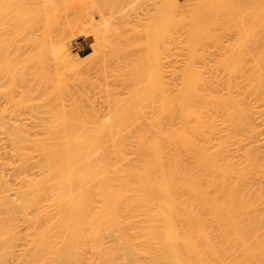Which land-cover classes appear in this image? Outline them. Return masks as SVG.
Segmentation results:
<instances>
[{
    "label": "bare ground",
    "instance_id": "obj_1",
    "mask_svg": "<svg viewBox=\"0 0 264 264\" xmlns=\"http://www.w3.org/2000/svg\"><path fill=\"white\" fill-rule=\"evenodd\" d=\"M19 1L21 0L14 3V0H0V77H3V74L7 77L0 78L2 88L0 93L6 92L7 97L6 94L5 96L0 94V97H5L7 104H10L8 108L2 105V108L11 111L9 115L18 114L16 119L15 116H11L14 122L6 116L7 110L0 112L3 113L1 115L6 116H0V118L10 119L9 123L0 119L2 130L0 131L2 134L0 135V264H264V56L262 54L264 49L258 46L259 48H255L257 55L250 57L245 54L249 50L244 49L256 29L253 23H257L256 20L264 15L257 19V16L253 14L252 17L256 20L253 18L251 24L248 23L251 20L250 17H247L249 20L246 21V17H243V20L236 14V17H241L236 21H242L237 25L244 29L243 31L240 27H236L237 30L240 28L243 31L240 32L239 46L226 49L225 52L216 53L214 56L210 55V52L205 54L202 36L209 33L205 32L207 29L213 31L209 27L213 25L215 29L214 22L221 19L216 17L213 19L217 8L208 11L204 8L206 2L202 3L203 5L197 4L198 9L196 8L197 12L193 19L194 13L190 14L192 23L187 14V16L185 13L181 15L185 17L183 20L188 18L190 22L184 20L186 23L182 21L181 23L185 24H181L179 20L182 18L178 19V16L182 10H177L176 7L181 8L179 4L183 5L184 0H180L182 2L179 1L178 6V0L161 1L163 4L159 6V12L155 15L156 11L155 13L153 11L155 16L153 18H158V20L155 19L156 23L151 17L149 22L152 24L147 25L152 28L144 29V31L142 29L137 33L139 36L141 32L143 35L147 32L150 39L142 34L140 35L144 38L140 36V39L144 42L148 39L149 42H141L142 45L138 47L136 43L139 44L140 41L131 40V42L126 36L127 31L124 33L121 31V35L119 34L120 30H128L126 27L129 24H127L128 19L125 22L126 18L122 17L123 21H119L125 22L126 25L117 23L118 21L114 22L118 24V28L119 24L123 25L124 29L119 28L120 30L113 35L112 32H116L117 29L113 30L116 25L111 27L114 23L110 16L112 23L108 18L105 21H110L112 25L109 27L104 25V29L102 28V30L106 29L102 33L104 35L94 30L95 35L97 34L99 38L101 37L99 35L105 38L109 33L111 37L126 36L121 37L123 44L125 39L129 43L125 42L123 46H120V50H117L121 58L118 54L116 55L118 57L109 56L111 55L109 50L111 51L113 46L104 43L105 47L106 45L111 47L105 54H108L111 61H108L107 56L106 58L101 56V58H104L105 62L107 59L109 63H106V68H110L114 59L124 57L122 61L126 60L127 63L132 64L128 66L126 62H122L121 70L123 69V74L124 72L127 74L124 77L127 81L129 78L133 79L136 76L133 74L136 72L138 80L134 78L132 89L128 85V91L131 90L134 93V96L131 92V95L127 93V98L130 95L128 100L132 96L128 103V100L122 99V101L121 98H118L121 102L118 101L117 97L111 102L109 97L108 110L105 111L107 114L104 112L106 119L103 120L104 108L99 112L100 108L95 105L97 109L90 111L94 106L90 104L91 108L88 109L89 104L85 105L88 98L85 99L84 96L80 98L84 101L83 106L82 103L78 105L75 103V106L73 103L71 110L69 104L66 105L69 109H66L65 103L61 104L62 97L60 99L59 96L52 95L56 98L50 100L52 96L47 97V93L44 97L42 95V98L38 95L40 98L36 100L40 102L45 96L48 98L43 99V102H46L45 106V103H37L43 112H46L45 114H42L39 106L36 105L37 110H35V104L32 107L33 104L29 103L31 101H27V99H34L33 94L32 97L28 95L36 90H43L44 84L47 85L46 89L44 88L45 92L49 91L48 86H52L50 90L57 87L54 90L59 89L58 92L69 91L73 85H68V82L73 84L74 80L72 83L71 79L76 76L80 85L79 76L85 64L82 65L83 62L78 59L76 63L74 59L66 58L60 49L48 50L50 46L46 45H50L48 43L51 41L46 40V37L50 38L49 35L53 34L50 31L51 27L58 26L59 29L55 28V30L63 31L70 19L76 16L78 19L71 20L73 23H69L70 27L67 26L69 27L67 31L73 30L72 33L75 27L81 30L93 26V18L91 19L88 13L87 16L88 11L85 12L87 9L80 7L87 0L81 1L82 3L77 0V4H74L76 0L75 2L66 0L67 3L64 5L63 0H56L54 3L60 1L61 4L58 3L56 8L54 4L49 6L47 3V5L46 0H34L38 8L33 7L29 0L23 1V5H20L22 2ZM69 1L74 3L70 6ZM97 1L98 7L94 5L96 7L93 6V8L101 11L105 6L103 9H106L105 11L108 9V13L111 12L110 15L112 12L115 14L119 6H123L117 3L121 0L117 2L113 0L118 7L110 0L104 5L101 2L105 0ZM213 1L214 5L222 2V0ZM88 2L85 6H91L95 0L90 4ZM73 5L80 13L71 12L74 9ZM44 6L55 8L53 12L60 11L59 15L61 10L63 13L70 9L71 14L68 11L66 13L70 14V19L67 18L68 22L61 19L66 17L65 12L58 19L56 17L57 21L48 16L49 21H54L53 24L56 22V25H52L45 19L52 8L47 11ZM177 11H179L178 14ZM232 11L228 4H222L220 12H223V19L225 14H230ZM58 13L55 15L57 16ZM83 13L86 15L84 16ZM206 13L211 21L207 24L214 23L208 28L202 27L203 24L200 22V20L205 21ZM72 14L75 15L72 16ZM203 14L204 20L201 19ZM222 16L220 14V17ZM88 19L91 20V25L83 22H89ZM74 20L76 26L72 27L75 24ZM43 22H46L49 29ZM78 22L80 25L77 24ZM38 23L41 26L37 25ZM188 23L190 25L187 31L188 38L184 40L186 35L184 37L182 35L186 29L182 31V26ZM21 24H24V27L22 25L19 29ZM247 25H250V28ZM42 26L48 29L45 37L43 36L46 32H40L44 30ZM144 26L142 24L141 27ZM146 26L144 28H148ZM251 26L254 30H250ZM256 26L258 27V24ZM37 27L39 30H36ZM245 28L253 31L252 35ZM32 30L39 35L33 34ZM55 30L53 32H56ZM152 30L153 34H151ZM10 32L14 33L12 39ZM18 33L19 35H16ZM213 35L215 38V34ZM2 37L5 40L2 39V41ZM211 37L208 36V39ZM104 38L102 37V40ZM212 38L209 42H213ZM6 39H9L8 42ZM20 39H22V45L19 42ZM213 40L216 41V39ZM17 41L22 49L19 46L15 49L18 45ZM178 41L184 45L181 49L183 48L185 52L180 58L177 56L179 54L176 57L175 54L173 55L174 51H178L179 45L176 47L177 50L173 49V45H176ZM24 45L27 50H30L28 53ZM131 47H133L132 51L128 52ZM141 47L144 54L140 50ZM121 48L123 50L126 48L128 55L130 53L131 56L132 53V57L129 58L127 52L124 55ZM112 49V51L116 50L115 47ZM11 50L16 53L13 51L12 54ZM17 50L21 51L17 54ZM47 50L49 53L53 51L54 55H51L52 53L49 55ZM114 52L112 54H115ZM20 53H24L25 59ZM12 55L14 56L11 57ZM18 55H21V58L16 57ZM52 56L53 63L49 64V57ZM10 57L12 59L16 57L14 61L17 58L21 61L25 60V63L21 64L23 65L21 69L18 67L16 70V66L20 65L21 61L18 59L17 64ZM99 61L101 60L96 61V66L93 64L94 67L101 64ZM140 63L141 67L136 68ZM108 64H110L109 67H107ZM52 65L53 67L55 65V71ZM104 65L105 63L102 64ZM126 65L129 68L124 71ZM31 66H39L37 76L33 75L36 69ZM87 67L83 73H87L86 70L90 72L91 69H88L93 66L88 69ZM101 67L98 69H101L100 73L103 74L106 68L103 72L102 68L105 66ZM130 67L138 71L131 70L133 73L131 74L128 70ZM60 70L62 73L59 72ZM20 72L22 78L19 75ZM70 73L74 75L71 76ZM32 75L36 79H31ZM128 75L129 77H126ZM27 76H31L29 80ZM65 76L66 82H64ZM81 76L84 78V75ZM38 77L41 79L36 83ZM83 78L81 82L86 81ZM6 79H8L7 83ZM19 79H21L20 85L23 83V86L17 82ZM88 81L92 80H87L85 85L81 83L82 88H79L75 81L77 86L75 85L73 89L79 88L84 91ZM25 82H28L30 86ZM1 83H5L8 87L5 84L1 86ZM26 84L30 89H27ZM36 84L41 85L42 89L36 88L38 86ZM17 85L23 88L22 91L26 88L24 92L29 91V94L17 90L20 88ZM65 86L68 87L66 90ZM84 86H86L85 89ZM32 87L34 91L30 92L33 90H31ZM9 91L10 93L12 91L14 95L9 93L8 96ZM16 92H21L22 96L17 94L19 97L13 98L17 96ZM105 92L106 94L108 92L106 96L108 98L110 90ZM58 98L59 102L55 103ZM70 99L73 98L70 97ZM62 100L65 102V98ZM23 103L27 104L22 107L25 111L21 108L16 114L17 110L13 106H21ZM62 105L65 108L60 107ZM26 106L31 116L37 111L36 119L42 118L43 122L39 123L41 120L37 123L33 122L36 120L31 119H35V115L32 118L26 115ZM85 106L89 112H86ZM83 107L85 110L82 109ZM12 108H15L14 113ZM30 109L32 112L34 110V113ZM146 110H149L148 114L150 113L149 120L145 118L146 115L149 118L148 114H145ZM40 113L42 116L38 118L37 115L39 116ZM19 114L26 118L21 119L23 122L17 121L22 117ZM46 117L51 119L47 120Z\"/></svg>",
    "mask_w": 264,
    "mask_h": 264
},
{
    "label": "rangeland",
    "instance_id": "obj_2",
    "mask_svg": "<svg viewBox=\"0 0 264 264\" xmlns=\"http://www.w3.org/2000/svg\"><path fill=\"white\" fill-rule=\"evenodd\" d=\"M17 1V0H16ZM15 0H14V3L16 2ZM23 1H25L26 2V0H21V1H19V2H22V4H20V5H23ZM56 0H46V4L47 3H49V6H53V4H54V7L56 8V6H58V3L60 2H58V3H54ZM62 1V0H61ZM66 0H63V5H64V3H67V2H65ZM74 2H75V0H73ZM77 1V0H76ZM79 1V0H78ZM78 1L77 2H70L71 4H70V6L72 5V3H74V4H77L78 3ZM83 2V0H80V2ZM89 0H87L85 3L87 4V2H88ZM93 0H90V2H92ZM96 1L97 0H95V2H92V3H96ZM106 1H108V0H105V2H101V4H107V2ZM116 2H117V0H115ZM122 1V0H121ZM121 1L120 2H117V3H119V4H121V5H123V6H119V8H117L115 11H116V13L115 14H113L114 12H112V14L110 15V13L111 12H109L108 13V9H107V11H105L103 8L105 7H103L102 8V10H101V4L99 5L100 7H99V10H101V11H98V10H96V8L94 9L93 8V6L94 5H96L97 7H98V5H97V3L96 4H93L92 5V3H91V6H85V3H84V5L82 6V4L80 5V7L83 9H87V10H85V12L86 11H88V12H86V14L88 13L89 15H90V17H91V19L93 18V26L91 25L92 23L90 22L91 20H89L88 19V21L89 22H87V21H83V22H85V24L87 25H91V27H88V26H86V27H88V28H84V29H79L78 27H75L76 29L78 28V30H76V29H74V32H72L71 33V31H73V30H68L67 31V29H69V27H70V25H69V23H71L72 21V19L73 18H75V17H73L72 19H70L69 18V16H70V14H71V12L72 13H76V14H78V13H80V12H78L77 10H76V6L74 7V5H73V8L76 10V11H72V10H74V9H72L71 10V12L69 11L70 9H68V10H66L67 8H69L67 5H65V6H67V8L66 7H64V8H66L65 10H66V12L65 11H63V13L65 12V14L66 13H70L69 15H67L66 14V17H64L65 16V14H64V16H62V17H64V18H61V19H63V21L64 20H66V22H68L67 20V18H69L70 19V21L66 24L67 26H69V27H67L66 26V32H65V30H58V31H56L55 30V28L57 29L58 28V26L57 27H55L54 28V26H53V28L51 27L50 28V31H52L51 33H53L52 35L50 34L49 35V33H48V35L49 36H51L50 38H47L46 37V40L48 39V41H51L50 43H48V44H50V45H46V46H50L49 48H47L48 50L50 49H60L62 52H63V55L66 57V58H70V59H74L73 61H77V59H78V61H81V62H83V63H81L82 65L83 64H85V66L87 67L88 65H89V67L91 66H93L92 68H93V70H92V68H89V67H87V69L88 70H90L91 69V71L89 72V71H87L86 70V72L87 73H83V71H84V69L86 68L85 66L84 67H82L83 68V70L81 71L82 73H81V75H84V78H83V76H81L80 75V73H78V75H80L79 76V80H80V78H81V80H80V85H79V82H78V80H77V78H76V76L74 77H72V79L71 78H68V79H71V82L74 80V83L73 84H69V82H68V85H73L72 87L74 88L75 87V85L78 83V85H79V88H82V87H80L82 84L83 85H85L86 84V81L87 80H92L91 82L90 81H88V82H90V83H88L87 82V84L88 85H86V86H84V89H85V87H86V89L84 90V91H82V90H80L79 88L78 89H73V88H71V89H69V91H60V92H58V90H54V89H56V88H54L53 90H50V88L52 87V86H48L47 87V89L49 88V91L48 90H46V92L44 91L46 88H45V86H47L46 84H44V86L42 85V87H44L43 88V90H36L34 93H31L30 95H28L29 97H32L31 95L33 94L34 96L33 97H35L34 99L32 98V100H33V102H32V100L31 99H27V101H31V102H29L30 103V105H31V103L33 104V105H31L32 107L34 106V104H35V110H37L36 108V105H37V103H45L44 104V106L46 105V102L44 101L43 102V99H48V98H46V96L47 97H51L52 95H55L56 97L57 96H59V98L61 99V97H62V99H64L65 98V102L61 99V104H63V103H65V106L67 105V104H69V108H71V110H72V106H71V104H73L74 106H75V103H77V105H78V103H82V102H84V101H81V99L80 98H82L83 96L85 97V99L86 98H88V99H86V101H85V105L86 104H92L93 106H94V108H92L90 111H92L93 109H97V108H95V105L97 106V107H99L98 109H99V112H100V110L101 111H103V108H104V111H103V115H102V117L104 118V112L106 111V110H108L107 108H108V99H109V97H110V101L111 100H115L114 98H116L117 97V99L119 98H121V100L122 99H125L124 101H127L128 100V98L130 97V95H131V93H133V91H128V89H129V87H128V85L129 86H131V89L133 88V86H134V83H133V81H134V78L135 79H137L138 80V78L136 77L137 76V74H136V70L138 71V69H136V70H134V74L132 73V68L130 67V69H128L130 72H131V74H133L134 76V78L133 79H131V78H129L128 79V81H127V78H125L124 77V75H127V74H125L126 72H124V74H123V69L121 70V65L123 64L122 62H126V60H124V61H122V59L124 58H122V59H119V58H116V59H114V61L112 62L113 64H111L112 66H110V64H108V66L107 67H109L110 66V68H106V63H109V62H107V59H108V61H111V60H109V57L107 56V55H105L107 52H108V49H109V47L111 46H113L112 48H114L115 47V49L116 50H114V51H117L119 48H120V46L123 44V40H122V38L121 37H126V36H128L127 38H129L130 39V41L132 40L133 42H139L140 41V43L138 44V43H136L137 44V47H138V45H142V43L141 42H143V43H145V42H147L148 41V39L147 38H149L150 39V37H149V34L147 33V32H145V35H143L142 34V32L140 33V34H142V36H145L146 37V35H147V41L145 40V42H144V40L143 41H141V35L139 34V36H138V32H139V30H141L142 31V29H143V31H144V29H147V30H150L151 28H149V26L147 25V24H149V23H151V22H149L150 21V18L152 17H155V16H153V14L155 13V11H156V13H155V15L157 14V12H159V9H160V7L162 6V4L163 3H161V1L163 2V0H123L122 1V3H121ZM179 1L180 0H178V3H177V6H178V4H179ZM183 1V0H182ZM182 1H180V2H182ZM24 2V3H25ZM29 2H30V4H32L33 5V7H36V8H38L35 4H34V0H29ZM39 2V1H38ZM90 2H88V4H90ZM98 2V1H97ZM110 2L111 3H113V0H110ZM176 2V1H175ZM204 2H206L205 3V7L204 8H207L208 9V11H209V9H216V12H215V14H214V17H213V19H215V17L217 18V19H221V20H217V22L215 21L214 23H211V24H214V26H216L215 27V29L211 26V24H207V23H209V22H211L210 20H209V17L207 18V16L208 15H210L209 14V12H207L206 10H205V12H207L208 13V15H207V13L205 14L206 15V19H205V15L203 14L202 16H201V19L202 20H204L205 19V21L204 22H202L201 20H200V22H201V24H203V26L202 27H205V28H208V26L210 25L211 27H209L210 28V30H212L213 29V31H209L208 29L205 31V32H209L208 34L206 33V35H208L209 37H211V36H213V38H212V41L213 42H209V40H211V38H209L208 39V36H206V35H203L202 37V41H204L203 42V46H204V49L206 50V53L205 54H209V52H210V55H213L214 56V54H216V53H223V52H225V50L226 49H232V48H237L236 46L238 45V41L240 40V32H243L244 31V29L243 28H241L240 26H238L239 24H238V22L240 23V22H242L241 20L239 21L238 20V22L236 21L238 18H239V16H235L236 14H238V15H240L242 18L243 17H250L251 18V20L250 21H248L249 19L247 18V20H246V18H245V20L246 21H248V23L250 22L251 23V21L253 20V18H254V20H256L255 19V17L258 19L260 16H263L264 15V0H261V1H259V0H222V2H215V3H217V4H215L214 5V1L213 0H184L183 1V5H181V3L179 4L180 6H181V8L179 7V8H177L176 7V9L177 10H179V9H181L182 11H180V13H179V11H177V14L179 13L180 14V16H178V19H179V17L180 18H182V20H179L180 21V23L182 22V21H184V20H186V21H188L189 22V20L191 21L193 18H194V16H195V13L197 12V10H196V8H197V4H202V3H204ZM18 3V2H17ZM109 3V2H108ZM111 3H109V4H111ZM19 4H17V5H19ZM36 4H37V1H36ZM39 4V3H38ZM57 4V5H56ZM60 4V3H59ZM115 4V6H117V4L114 2L113 3V5ZM222 4H228L229 6H230V8L231 9H233V11L232 12H230V14L232 13V15H230L229 13V15L227 16L226 14H225V19H223V17H224V15H223V12L221 13L220 12V10H221V8H222ZM48 5V4H47ZM61 5V4H60ZM63 5H62V9H63ZM69 5V4H68ZM79 5V4H78ZM203 5V4H202ZM41 6V5H40ZM49 6H48V8L46 7V6H44L46 9H47V11H48V9L50 10V8H52V7H50L49 8ZM96 6H94V7H96ZM160 6V7H159ZM182 6H183V8H182ZM214 6V7H213ZM43 7V6H42ZM108 7V6H107ZM118 7V6H117ZM219 7V8H218ZM55 8L53 9H51L50 11H51V13H49L50 11H48V13H47V16H46V20H48L47 19V17L48 16H50V19H55V21H57V19H58V17H61L60 15L62 14L63 15V13H62V10H61V14L59 15V13H60V11H59V13H58V11H55V12H53V10H55ZM60 8V7H59ZM71 8V7H70ZM120 8H121V10H120ZM123 8V9H122ZM61 9V8H60ZM59 9V10H60ZM98 9V8H97ZM154 9V10H153ZM198 9V8H197ZM235 9V10H234ZM56 10H58V8L56 9ZM78 10H79V8H78ZM95 10H96V12H95ZM158 10V11H157ZM185 10V11H184ZM194 10H196V11H194ZM218 10V11H217ZM236 10H237V12H236ZM68 11V12H67ZM80 11V10H79ZM84 11V10H83ZM109 11H110V9H109ZM153 11H154V13H153ZM184 11V12H183ZM235 11V12H234ZM52 12L54 13V15L52 14ZM82 12V11H81ZM233 12H234V16H233ZM258 12H260L259 14H258ZM263 14H262V13ZM55 13H58V15L56 16L55 15ZM95 15H94V14ZM185 13V16H187L188 18H189V20H187V19H184L183 20V18H185V17H182L183 16V14ZM194 13V15H193V17H192V19L190 18L191 17V15ZM219 13V14H218ZM257 13V14H256ZM50 14V15H49ZM84 14V13H83ZM86 14H84V16L86 15ZM88 14H87V16H88ZM187 14V15H186ZM191 14V15H190ZM220 14H221V16L222 17H220ZM253 14H255V17H252L253 16ZM262 14V15H261ZM75 15V14H74ZM73 14H72V16H74ZM82 15V14H81ZM80 15V17H82ZM114 15H115V17L117 18H115L114 17ZM152 15V16H151ZM159 15V14H158ZM182 15V16H181ZM259 15V16H258ZM68 16V17H67ZM71 16V17H72ZM83 16V17H84ZM86 16V17H87ZM110 16H112V18H113V23L114 22H116V21H118L117 23H121V22H119V21H123V19H121L122 17L125 19V22H127L126 20L128 19V22H127V24L128 25H126V23L125 22H122V23H124V25H126V27H127V29L128 30H126V29H124V27H123V25H121V24H119V28L120 29H124V30H120L119 28H118V24H115L114 23V25L113 26H111L112 24V21H111V17ZM190 16V17H189ZM217 16H219V18L217 17ZM228 18H227V17ZM231 16H233V17H231ZM56 17H57V19H56ZM79 17V16H78ZM85 17V18H86ZM236 17V18H235ZM240 17V18H241ZM49 18V17H48ZM85 18H83V19H85ZM87 18H89V17H87ZM107 18H108V20H110L111 21V23H110V21L108 22V21H105V20H107ZM109 18H111V19H109ZM204 18V19H203ZM239 18V19H240ZM44 19V20H45ZM60 19V18H59ZM76 19H78L77 18V16H76V18H75V20ZM154 19V18H153ZM152 19V20H153ZM155 19H157L158 20V18H155ZM154 19V20H155ZM223 19V20H222ZM259 19H261V20H259ZM258 20H256V22L257 23H253V26L254 27H256V29H255V31H254V33H253V31H249L248 29H246L245 28V30H247V31H249V32H251V35H252V33H253V37L251 36V38L249 39L250 41H249V43L246 45L247 47L246 48H244V49H248L249 50V52H245V54H246V56H248V57H250V56H254V55H257V53H255V48H259L258 46H261L263 49H264V16L263 17H260ZM43 20V21H44ZM45 20V21H46ZM74 20V21H75ZM80 20V19H79ZM115 20V21H114ZM157 20H155V23H156V21ZM177 20V19H176ZM243 20H244V18H243ZM78 21V20H77ZM81 21H82V18H81ZM81 21H79V22H81ZM178 21V20H177ZM178 21V22H179ZM186 21H184L185 23H186ZM221 21V22H220ZM259 21V22H258ZM47 22V21H46ZM46 22H43L44 24H46ZM48 22H50V23H52V22H54V21H49L48 20ZM47 22V23H48ZM61 22V21H60ZM59 22V23H60ZM79 22L77 23L78 25H80L79 24ZM105 22L108 24H105ZM153 22V21H152ZM183 22V23H184ZM213 22V21H212ZM223 22V23H222ZM253 22V21H252ZM16 23H18V22H16ZM43 23H42V25H43ZM49 23V24H50ZM56 23V22H55ZM53 24L52 23V25H56V24ZM64 23V22H63ZM63 23H60V24H63ZM73 23V22H72ZM141 23V24H140ZM183 23H181V24H183ZM184 23V24H185ZM190 23V22H189ZM189 23L186 25V26H188L187 28H186V26H182V28H183V30L182 31H185L184 29H186V32L182 35L183 37H184V35H186L183 39L185 40V39H187L188 38V35H187V31H189V27H190V25H189ZM191 23H192V21H191ZM199 23V22H198ZM205 23H206V25H205ZM217 23V24H216ZM261 23V24H260ZM263 23V24H262ZM110 24V25H109ZM142 24H143V26H144V24H146L145 26L146 27H148V28H142L141 26H142ZM152 24V23H151ZM150 24V25H151ZM153 24H154V22H153ZM222 24V25H221ZM223 24H225L224 26H223ZM238 24V25H237ZM242 24V23H241ZM240 24V25H241ZM252 24V23H251ZM258 24V27L256 26ZM7 25V24H6ZM9 25V24H8ZM15 25V24H14ZM17 25V24H16ZM23 25V27H24V24H21V25H19V29H21V26ZM37 25H40L39 23L37 24ZM51 25V26H52ZM82 25V24H81ZM104 25H106L107 27H109V26H111L112 28L116 25V27L115 28H113V30L115 29V31H116V29H117V31L116 32H114L113 30V32H112V34L113 35H115V33H117L119 30H120V35H121V31H122V33H124V31H127V32H125L127 35L126 36H121V37H119L120 35H117V36H113V37H111L112 35H109L110 33H109V31H107L109 34L107 35V32H106V35L107 36H105V38H104V36H102V35H104V34H102L103 32H105L106 31V29L105 30H102V28L104 29ZM141 25V26H140ZM156 25V24H155ZM155 25H153V26H155ZM205 25V26H204ZM220 25V26H219ZM236 25V26H235ZM41 26V25H40ZM40 26H38V27H40ZM45 26H47V24L45 25ZM74 26H76V21H75V24H73L72 25V27H74ZM83 26V25H82ZM105 26V27H106ZM152 26V25H151ZM7 26H5V28H6ZM9 27V26H8ZM12 28H14L13 26H11ZM37 27V28H38ZM42 27H44V26H42ZM48 27V29H49V26H47ZM47 27L45 28L44 27V30L42 29V31H40V32H46V33H44L45 35L43 36L42 35V33H40L39 31V33L41 34V36H43V37H45L46 36V34H47ZM59 27H61V26H59ZM72 27H71V29H72ZM80 27V26H79ZM92 27H94V29H92ZM110 27V28H111ZM121 27H123V28H121ZM223 27V28H222ZM227 27H229V28H227ZM238 27H240L241 29H243V31L242 30H240V28L237 30V28ZM247 27H249L250 28V25L248 26L247 25ZM254 27H252L251 26V28L252 29H250V30H254ZM5 28H3V29H5ZM11 28V29H12ZM16 28V27H15ZM14 28V29H15ZM65 28V27H64ZM83 28V27H82ZM92 29V30H90V29ZM109 28V29H110ZM224 28H227V29H224ZM17 29V28H16ZM33 29H36V28H33ZM51 29H54L56 32H53L54 30H51ZM59 29V28H58ZM60 29H62V28H60ZM220 29V30H219ZM263 29V30H262ZM9 30V29H8ZM13 30V29H12ZM25 30V29H24ZM23 30V31H24ZM30 31H31V29H29ZM36 30H39V28L38 29H36ZM94 30H95V32L97 33H101L102 35H99V36H101L100 38L99 37H97L98 35L96 34L95 35V33H94ZM153 30H154V28H153ZM153 30L151 31V34H153L152 32H153ZM215 30V31H214ZM227 30V31H226ZM11 31V30H10ZM15 31V30H14ZM13 31V32H14ZM19 31V30H18ZM23 31H22V35L24 34L23 33ZM70 31V32H69ZM146 31V30H145ZM9 32V31H8ZM12 32V33H13ZM27 32V31H26ZM25 32V33H26ZM32 32H33V30H32ZM31 32V33H32ZM148 32H150V31H148ZM215 34V38H214V35L212 34ZM11 33V32H10ZM12 33H11V39H12V37L14 38V33H13V36H12ZM144 33V32H143ZM263 33V34H262ZM2 34L4 35V33L2 32ZM26 34H28V33H26ZM33 34H37V32L34 30V32H33ZM212 34V35H211ZM16 35H19V33L18 34H16ZM15 35V36H16ZM20 35H21V33H20ZM30 35V34H29ZM32 35V34H31ZM39 34H37V36H38ZM123 35V34H122ZM5 36V35H4ZM3 36V37H4ZM10 35H8V37H9ZM34 36V35H33ZM36 36V37H37ZM141 36V37H140ZM153 36V35H152ZM151 36V37H152ZM181 36V37H182ZM204 36L206 37V38H204ZM1 38V40L2 39H4V38ZM6 37V36H5ZM20 37V36H19ZM27 37V36H26ZM35 37V38H36ZM40 37V36H39ZM38 37V38H39ZM42 37V38H43ZM102 37L104 38V40H102ZM180 37V38H181ZM142 38H144V37H142ZM17 40H18V38H16ZM24 39V38H23ZM29 40V38H26V40ZM40 39V38H39ZM140 39V40H139ZM182 39V38H181ZM183 39H182V41H183ZM204 39V40H203ZM213 39H216V41L215 40H213ZM5 40V39H4ZM7 40V39H6ZM9 40V39H8ZM8 40H7V42H8ZM21 41H19L20 43H21V45H22V39H20ZM45 39H44V41H46ZM128 40V39H127ZM138 40V41H137ZM208 40V41H207ZM3 41V40H2ZM11 41V40H10ZM9 41V42H10ZM14 41V40H13ZM13 41H11V42H13ZM16 41V40H15ZM43 41V42H44ZM131 41V42H132ZM10 42V43H11ZM39 42H40V40H39ZM125 42H127V43H129V41H126V39H125ZM125 42H124V44H125ZM131 42H130V44H131ZM149 42V41H148ZM209 44H208V43ZM263 43V44H261V43ZM5 43V42H4ZM15 43V42H14ZM25 43V42H24ZM23 43V44H24ZM46 43H47V41H46ZM52 43V44H51ZM107 43V45H110V46H108L107 47V45H106V47H105V44ZM181 43H183V42H181ZM205 43V44H204ZM17 44H18V41H17ZM123 44V45H124ZM217 44V46H214V45H216ZM6 45H8L7 43H6ZM12 45V44H11ZM27 45V44H26ZM26 45H24L23 47H24V49L26 50V52L28 53L30 50L28 49L27 50V48H28V45H27V48H25L26 47ZM31 45V44H30ZM30 45H29V47H30ZM33 46H34V44H32ZM51 45H52V47H51ZM122 45V46H123ZM129 45V44H128ZM133 45V44H132ZM132 45H130V46H132ZM140 45V46H141ZM177 45H179L178 47V51H174V53H173V55L175 54V57H176V55L177 54H179V55H177L179 58L180 57H182L181 55H183L184 56V53L185 52H183V48L181 49V46L183 47L184 45H182V44H180V41H178V43L175 45H173V49L175 48V50H177L176 49V47H177ZM207 45V46H206ZM5 46V45H4ZM9 46V45H8ZM14 46H16V44H14ZM18 46H19V44L15 47V49L16 48H18ZM32 46V48H34L35 49V47H33ZM127 46V45H126ZM130 46H128V47H130ZM134 46H136L135 44H134ZM133 46V47H134ZM175 46V47H174ZM239 46V45H238ZM7 47V46H6ZM12 47V46H11ZM110 47V48H111ZM133 47H131V48H129V49H131L130 51H128V52H131L132 51V48ZM136 47V48H137ZM143 47V46H142ZM142 47H141V49L140 50H142V52H143V49H142ZM9 48H10V46H9ZM19 48H21V46H19ZM31 48V49H32ZM46 48H45V50H46ZM111 48V51L109 50V53H111V55H109V56H112V55H115V56H113V57H120L121 58V54L120 53H118V51L117 52H114V51H112L113 49ZM123 48V47H122ZM121 48V49H122ZM8 49V48H7ZM12 49V48H11ZM14 49V50H15ZM22 49V48H21ZM33 49V50H34ZM75 49V50H74ZM134 49H135V47H134ZM13 50V51H14ZM47 50V51H48ZM120 50V49H119ZM123 50V49H122ZM121 50V51H122ZM125 50V51H124ZM123 50V54L125 55V52H127L126 51V48ZM127 50H128V48H127ZM137 50H139V48L137 49ZM217 50H218V52H217ZM12 51V50H11ZM11 51H9V52H11ZM13 51L11 52L12 54H13ZM21 51V50H20ZM20 51H18L17 50V54H18V52H20ZM23 51V50H22ZM34 51H36V50H34ZM33 51V52H34ZM120 51V52H121ZM219 51H221V52H219ZM15 52V51H14ZM31 52H32V50H31ZM30 52V53H31ZM53 52V51H52ZM51 51H50V53H49V51L47 52V53H49V55L52 53ZM115 53V54H112V53ZM128 52L126 53L127 54V56H129V58L130 57H132V53H131V56H130V53H129V55H128ZM133 52H134V50H133ZM138 52V51H137ZM142 52H140V53H142ZM177 52V53H176ZM208 52V53H207ZM212 52V53H211ZM16 53V52H15ZM24 53H25V51H24ZM23 53V54H24ZM37 53V52H36ZM46 53V52H45ZM135 53H136V51H135ZM20 54H22V53H20ZM22 54V56L21 57H24V59H25V56ZM118 54V56H116ZM120 54V55H119ZM142 54H144V52L142 53ZM146 54V53H145ZM263 54V56H264V52L262 53ZM261 54V55H262ZM11 55V54H10ZM30 55V54H29ZM28 55V56H29ZM33 55V54H32ZM51 55H54L53 53L51 54ZM124 55H122V56H124ZM133 55H134V53H133ZM141 54H139V57H141L140 56ZM14 55H12L11 57H13ZM19 55L18 56H16V57H20ZM27 56V55H26ZM48 56V55H47ZM101 56L103 57V56H105V58H106V56H107V59H106V62H105V60H104V58L102 59L101 58ZM137 56H138V54H137ZM136 56V57H137ZM144 55H142V57H143ZM10 57V59H12ZM15 57V58H16ZM20 57V58H21ZM30 57V56H29ZM32 57V56H31ZM46 57V56H45ZM113 57H111V58H113ZM135 57V56H134ZM135 57V58H136ZM144 57H146V56H144ZM8 58H9V56H8ZM14 58V59H15ZM47 58V57H46ZM46 58H44V60H46ZM51 58H53V56L52 57H49V64H51V63H53V60L51 59ZM101 58V59H100ZM138 58V57H137ZM136 58V59H137ZM14 59H12L13 61H14ZM19 58H17V60H18ZM26 59H28V58H26ZM132 59V58H131ZM146 59H147V57H146ZM146 59H144V60H146ZM17 60H15L14 62H18ZM20 60V59H19ZM98 62V60H101V61H99V62H101V64H98L97 66L98 67H94V65L93 64H95V66H96V61ZM104 60V61H103ZM113 60V59H112ZM10 61V60H9ZM21 61V60H20ZM27 61V60H26ZM48 61V60H47ZM77 61V62H78ZM102 61H103V63H102ZM135 61V60H134ZM32 62V61H31ZM30 62V63H31ZM76 62V63H77ZM129 62V61H128ZM130 62H133V61H130ZM137 62V64H138V60L136 61ZM15 63V65H17ZM20 63V62H19ZM25 63V60L23 61H21V63H20V65L18 66H16V70H18V67L20 68V67H22L21 66V64H24ZM45 63H47L46 61H45ZM80 63V62H79ZM105 63V67L104 66H102V64H104ZM127 63V62H126ZM14 64V63H13ZM32 64V63H31ZM30 64V65H31ZM34 64V63H33ZM36 64V63H35ZM34 64V65H35ZM81 64H80V66H81ZM92 64V65H91ZM128 64V66H129V64H131V63H127ZM14 65V66H15ZM28 66H29V64H27ZM118 65H120V67L118 66ZM134 65H135V63H134ZM27 66V67H28ZM47 67H49L48 65H46ZM102 66V67H104V68H102V71H103V69H105V72L103 73V74H101L100 73V70L101 69H98V68H100V67ZM127 66V65H126ZM125 66V67H126ZM124 67V71L127 69V68H129V67ZM130 66H132V64L130 65ZM137 66V65H136ZM135 66V67H136ZM31 67H33V66H31ZM38 67V68H37ZM120 69H119V68ZM139 67H141V63H140V65H138V67H136V68H139ZM25 68H26V66H25ZM29 68V67H28ZM34 69H36L35 71V73H33V75L35 74V76H37V69H39V66H36V67H33ZM49 68H51V67H49ZM54 68V71H55V65H54V67H53V65H52V69ZM15 69V68H14ZM21 69V68H20ZM32 69V68H31ZM48 69V68H47ZM46 69V70H47ZM108 69V70H107ZM141 69V68H140ZM15 70V71H16ZM25 70V69H24ZM29 70V69H28ZM33 70V69H32ZM32 70H30L31 71V73H32ZM120 70V71H119ZM132 70V71H131ZM245 70H249V69H245ZM23 71V70H22ZM34 71V70H33ZM39 71V70H38ZM50 71V70H49ZM53 71V70H52ZM52 71L50 72V73H52ZM127 71V70H126ZM19 72V71H18ZM25 72H26V70H25ZM24 72V73H25ZM29 72V71H28ZM27 72V73H28ZM40 72V71H39ZM59 72H61L62 73V70H60ZM66 72V71H65ZM64 72V73H65ZM85 72V71H84ZM119 72H121V74H123V75H120V73ZM17 73V72H16ZM27 73H25V74H27ZM54 73V72H53ZM56 73V72H55ZM54 73V74H55ZM67 73V72H66ZM18 74V73H17ZM71 74V73H70ZM99 74H101V75H99ZM20 76H21V72H20V74H19ZM30 75V74H29ZM33 75H32V78L31 79H36V77H33ZM66 75H68L69 76V74H66ZM72 75H74V74H71V76ZM129 75H130V73H129ZM129 75L128 76H126V77H129ZM6 76H8V75H6ZM24 76V75H23ZM55 76V75H54ZM63 76V75H62ZM70 76V77H71ZM132 76V75H131ZM130 76V77H131ZM3 77H4V74H3ZM0 77L1 79H5V78H7V77ZM26 77V76H25ZM25 77H23L24 79H25ZM30 77L31 76H27V78H28V80L30 79ZM66 77V76H65ZM65 77H63V78H65ZM12 78V77H11ZM17 78V77H16ZM19 78V77H18ZM21 78H22V76H21ZM74 78V79H73ZM82 78L85 80L86 79V81L85 82H81L82 81ZM89 78V79H88ZM8 79H9V77H8ZM8 79H6V83H7V81H8ZM24 79H22V81L24 80ZM39 79H41V78H39L38 77V79H37V81H36V83L37 82H39L38 80ZM76 79V80H75ZM130 79H131V81H130ZM12 80V79H11ZM16 80V79H15ZM21 79H19V81L17 80V82L19 83V85H20V81ZM27 80V79H26ZM65 81L64 82H66L67 81V77H66V79H64ZM83 80V81H84ZM137 80H135V82H136V84H137ZM1 81V80H0ZM3 81V80H2ZM33 81H35V80H33ZM69 81V80H68ZM77 83H76V82ZM10 82V81H9ZM9 82H8V85H9ZM12 82V81H11ZM16 82V83H17ZM29 82V81H28ZM28 82H25V83H28ZM31 82V81H30ZM29 82V83H30ZM42 82V81H41ZM93 82V83H92ZM17 83V84H18ZM28 83V84H29ZM34 83V82H33ZM82 83V84H81ZM2 84H5V83H1V86H2ZM11 84V83H10ZM23 84V83H22ZM21 84V85H22ZM31 84H32V82H31ZM67 84V83H66ZM131 84V85H130ZM135 84V85H136ZM6 85V84H5ZM12 85V84H11ZM19 85H17V86H19ZM20 85V86H21ZM36 85H38V84H36ZM41 85L38 87V86H36V88H40L41 87ZM127 85V86H126ZM4 86V85H3ZM7 86V85H6ZM19 86V87H20ZM23 86V85H22ZM29 86H30V84H29ZM33 86H35V85H33ZM77 86V85H76ZM8 87V86H7ZM19 87H16V88H19ZM26 87H27V89H30V88H28V85L26 84ZM63 87H64V85H63ZM62 87V88H63ZM66 87V86H65ZM69 87H71V86H69ZM128 87V88H127ZM1 88V87H0ZM4 88V87H3ZM10 88H12V86L10 87ZM10 88L8 89V88H5V89H7V90H10ZM16 88H14V89H16ZM35 88V89H36ZM62 88H60V89H62ZM68 87H66L65 88V90L67 89ZM107 88V89H106ZM2 89V88H1ZM5 89H3V91L5 90ZM23 89V88H22ZM22 89H21V87L19 88V89H17V90H21L22 91ZM33 89V87L31 88V90ZM40 89H42V88H40ZM52 89V88H51ZM110 90V92L111 93H113L112 94V96L110 95L111 93L109 92V96H108V98L106 97L107 96V94H108V92H107V94H106V90ZM13 90V89H12ZM24 90H26V88H24ZM24 90L22 91V92H24ZM105 90V91H104ZM1 92H2V90H0ZM34 91V89L32 90V91H30V92H33ZM48 91V92H47ZM5 92V91H4ZM29 91H27V93H28ZM131 92V93H130ZM9 93H10V91L8 92V96H9ZM21 93V92H20ZM20 93L19 92H16L15 93V95H17V94H19L20 95ZM25 93V92H24ZM27 93H25V94H27ZM47 93V95L45 96V98H43V99H41V102H40V100H36L37 98H42V95H43V97H44V95ZM130 94L129 95V97L127 98V96H128V94ZM1 94V93H0ZM3 94V93H2ZM1 94V95H2ZM5 94H6V92H5ZM5 94H3L4 96H5ZM10 94H13L14 95V93H12V91H11V93ZM29 94V93H28ZM0 95V96H1ZM19 95H17V96H12L13 98H18L19 97ZM38 95H41L40 97L38 96ZM51 95V96H50ZM115 95V97H113ZM11 96V95H10ZM20 96H22V95H20ZM25 96V95H24ZM28 96H26L27 98H28ZM37 96V97H36ZM54 96V97H55ZM132 96H134V93L132 94ZM132 96H131V98H132ZM6 97H7V94H6ZM53 97V96H52ZM51 97V98H52ZM54 97H53V99H51L50 98V100H54ZM55 97V98H56ZM70 97H72L73 99H70ZM83 97V98H84ZM1 98V97H0ZM10 98V97H9ZM15 98V99H16ZM59 98H58V101H53V102H55V103H58L59 102ZM70 100H69V99ZM127 98V99H126ZM131 98H130V100H131ZM21 100H22V98H20ZM118 99V101H120ZM9 100H11V101H13L12 99H9ZM9 100H8V102H9ZM19 100V99H18ZM50 100H48V101H50ZM130 100H128L127 101V103L130 101ZM7 100H5V97L4 98H1L0 99V105H1V109H0V112H3V111H5V110H9V109H5V108H8V106L10 105H8L7 104V102H6ZM10 101V103H13V104H15L14 102H11ZM25 101H26V98H25ZM123 101V100H122ZM52 102V101H51ZM51 102H50V104H51ZM112 102V101H111ZM121 102V101H120ZM17 103V102H16ZM22 103V102H21ZM26 103V102H25ZM25 103H23L21 106H20V108H19V106H13V107H15L16 108V110H17V112H15L16 114L19 112L18 111V109H21L23 106H25V105H27V104H25ZM28 103V102H27ZM29 103H28V105H29ZM59 103V104H60ZM110 103V102H109ZM49 104V105H50ZM83 104L84 103H82V106H83ZM111 104V103H110ZM2 105L3 106H6L5 108L3 107L2 108ZM16 105V104H15ZM17 105H18V103H17ZM56 105V104H55ZM58 105V104H57ZM76 105V106H77ZM88 105V107L87 106H85V109H86V112H89V111H87V108L88 109H90L91 108V105L89 106ZM11 106V107H12ZM37 106H39V105H37ZM106 106V107H105ZM31 107V109H34V108H32ZM41 107H43V106H41ZM47 107H48V103H47ZM58 107H59V105H58ZM60 107H64V105H62V106H60ZM67 107V106H66ZM79 107V106H78ZM87 107V108H86ZM15 108H12V110H13V112L12 113H14V110H15ZM26 108V111H27V113L25 112V114L26 115H29V117L30 118H32V116L34 117V115L35 114H37V111H36V113H34V110H33V112L31 111V109H30V111L32 112V113H34V115H30L29 113H28V110L29 109H27V106L25 107ZM65 108V107H64ZM68 107L66 108V109H69ZM74 108V107H73ZM77 108V107H76ZM75 108V109H76ZM81 108V107H80ZM106 108V109H105ZM5 109V110H4ZM39 109L40 110H42V112H43V109H41L40 108V106H39ZM44 109H46V108H44ZM83 110H85L84 109V107L82 108ZM21 110H24L23 108L21 109ZM5 111L6 112V114L8 113V115H6L7 117L9 116L11 119H12V115L13 114H11V115H9L10 114V112L8 111ZM25 111V110H24ZM29 111V112H30ZM46 111V110H45ZM98 111V110H97ZM21 112V111H20ZM23 112V111H22ZM38 112H39V110H38ZM107 112V111H106ZM105 112V114H107ZM148 112H149V110H146V112H145V114L147 113L148 114ZM31 113V114H32ZM46 112H43L42 114H45ZM102 113V112H101ZM1 114H3V113H0V116H4V115H1ZM22 115L24 114V113H21ZM39 114V113H38ZM150 114V113H149ZM148 114V117L150 116ZM18 115V114H17ZM17 115H13V116H15V119H16V116ZM20 115V114H19ZM22 115H20V116H22ZM25 115V116H26ZM46 115H49V114H46ZM6 116H4V117H6ZM19 116V117H20ZM40 116H42L41 115V113H40V115L38 116L37 115V117L38 118H40ZM4 117H1L2 118V120L3 121H5V122H7V123H9L10 122V119H8V118H6L7 119V121H6V119L4 120L3 118ZM27 117V116H26ZM28 117V118H29ZM100 117V116H99ZM0 118V119H1ZM14 118V117H13ZM17 118H18V116H17ZM23 118H25V117H20V119L18 120L17 119V121H21V119H23ZM30 118H29V121H30ZM44 118H45V116H44ZM49 118V117H48ZM47 117H46V119L47 120H49V119H51V118H49L48 119ZM103 118H101V120L103 119ZM108 118V117H107ZM146 119H150V117L149 118H147V115H146V117H145ZM26 119V118H25ZM24 119V122L26 121ZM46 119H44V121H47ZM99 119V118H98ZM106 119V116H105V118L103 119V120H105ZM13 120V119H12ZM11 120V121H12ZM31 120H36V121H33V122H35V123H37V121H39V120H41V121H39V123H41V122H43L42 120V118H40V119H36V115H35V119H31ZM14 122H15V120H13ZM12 121V122H13ZM28 121V120H27ZM29 121L27 122V123H29ZM19 122H16L17 124H19ZM21 122H23V120L21 121ZM31 122V121H30ZM32 123V122H31ZM34 123V124H35ZM0 131H2L1 129H0ZM35 131V130H34ZM3 133V132H2ZM32 133H34L33 131H32ZM37 133H39V134H41L40 132H37ZM36 134V133H35ZM0 135H2L1 134V132H0ZM4 135V134H3Z\"/></svg>",
    "mask_w": 264,
    "mask_h": 264
}]
</instances>
